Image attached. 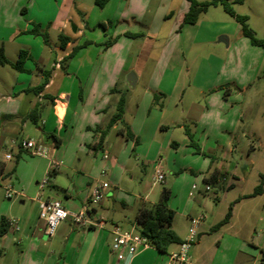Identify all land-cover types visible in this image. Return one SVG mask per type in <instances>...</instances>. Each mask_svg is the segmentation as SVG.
<instances>
[{
  "label": "crops",
  "instance_id": "obj_1",
  "mask_svg": "<svg viewBox=\"0 0 264 264\" xmlns=\"http://www.w3.org/2000/svg\"><path fill=\"white\" fill-rule=\"evenodd\" d=\"M151 4L157 7L147 15ZM187 9V0H108L101 8L94 0H0V46L5 57L15 61L20 49L31 57L25 60L24 71L0 64V185L4 190L7 185L13 189L9 182L15 179L21 186L13 189L12 196L6 197L10 202L0 210V222L4 220L7 228L0 234V264H171L169 255L187 235L191 217L199 219L198 237L189 247L191 264H232L239 255L241 262L255 264L256 252L264 264V179L262 191L250 195L264 168L254 167L252 157L214 167L217 177L205 183L210 188L218 184L222 195L215 198L225 207L207 218V223L206 212L212 206L205 194L211 189L192 183L182 191L181 206L173 207L169 198L175 185L168 182L172 187L166 203L174 212L170 227L180 241L170 243L164 251L150 245L139 246L134 253L111 248L114 227L137 232L138 208L154 204L147 193L121 187L125 172H131L127 169L129 147L133 144L135 159L138 154L150 155L160 143H168L174 153L181 145L185 152H194L185 131L174 137L176 129L186 128L200 150L210 144L208 148L227 145L233 151L246 81L252 80L257 68L264 70V49L246 44L249 39L240 33L235 20L222 15L205 19L201 14L194 23L182 22ZM32 23L54 29L56 40L48 37L45 44L40 35L29 33ZM88 23L92 29L95 24L102 26L99 39L84 36ZM59 33L69 38L63 47ZM106 34L113 37L110 45H96ZM81 38L90 43L65 59ZM248 53L257 56L255 62L247 60ZM130 72L135 78L133 87L128 86ZM43 74L48 76L46 83L33 91ZM224 84L239 89L223 94ZM154 93L159 96L156 105ZM120 95L124 97L121 120L137 142L119 133L120 121L97 141L91 130L105 128ZM27 138L47 148L40 166L30 163L27 157L31 154L20 147V141ZM85 145H92L95 153L102 152L94 169L88 171V162L75 160L77 152L73 151V146L82 149ZM6 153L9 158L4 157ZM161 163L160 157L153 179L159 170L161 182H167ZM103 167L102 181L108 186L99 202L90 206L89 195L97 182L93 178H98ZM42 175L47 177L46 186L29 188ZM133 178L128 173V179ZM38 199H58L69 212L86 211L92 223L77 226L69 216L45 239ZM230 203L228 221L217 227ZM176 213L183 219L180 227L174 220ZM10 218L16 219L17 229L8 222Z\"/></svg>",
  "mask_w": 264,
  "mask_h": 264
},
{
  "label": "rangeland",
  "instance_id": "obj_2",
  "mask_svg": "<svg viewBox=\"0 0 264 264\" xmlns=\"http://www.w3.org/2000/svg\"><path fill=\"white\" fill-rule=\"evenodd\" d=\"M157 0H154L156 3ZM198 1H204V0H198ZM232 1V0H230ZM66 6H69V4H66ZM152 6V7H151ZM149 6L150 12L148 11L145 13L147 15L153 14L155 11V8L157 7L156 4ZM234 11H236L238 14H244L247 15V25L252 30L253 35L256 38L264 39V0H243L241 3H232L231 4ZM62 9V8H61ZM66 9V8H65ZM64 9V11H65ZM207 11L202 12V17L207 18H219L220 15L226 16L227 18H230L232 22H235L234 19L230 17L229 14H227L222 6L220 4L216 5H210L207 9ZM86 14L88 15L89 8L85 10ZM76 12V11H75ZM200 14V15H201ZM91 24V22H89ZM88 23V26H84V36L88 39H91L95 41V36L100 38L103 33V28L100 24H95L96 28L92 29L91 25ZM69 28H70V22ZM32 26V24H31ZM45 27V26H44ZM72 27V26H71ZM48 37L52 40H56L55 38V30L52 28H47ZM240 31V27H239ZM105 40H102L100 42H97L96 45H110V37L111 40H113V37L108 35H105ZM85 38H81L79 41V44H82L85 40ZM247 39V38H246ZM50 40V39H49ZM78 40V39H77ZM248 40V39H247ZM251 44L250 41L249 43ZM258 48V47H257ZM262 50L264 49L261 47ZM247 60L256 61L257 56L254 54L248 53L246 55ZM264 62V60H263ZM8 67H5V69ZM248 68V67H247ZM249 69V68H248ZM7 70V69H6ZM252 80H247L244 93L241 95L243 97V103H242V109L239 110V117L237 118V130L234 132L235 139L232 140L236 144V148L233 151H229L227 148V145L224 148H208L210 144H207L206 148L201 149V153L193 152L192 149H189L188 152H185V148L181 145L180 148L176 151L177 153H174L172 147L168 143H160L161 146L158 147L156 150H152L150 155H142L138 154V158L135 159V151L132 150L133 144L128 149V155L131 157V159L127 162V169L131 172H125L124 174V181L121 183V187L127 188L128 191H131L132 193L142 191L143 193H147V198L156 203L160 197V192L163 188H169L170 184L168 182L172 183L174 182L173 186V196L169 198V201H171V204L177 205L178 207L181 206V195L183 189L190 188L192 183H196L199 188H202L205 182V178L208 176L209 172L214 169V167H223L222 163L228 164L229 162L242 163L245 160H248L249 157L254 159V167L262 169L264 168V70L260 71V68H257L255 70L254 75L251 78ZM249 81V82H248ZM231 89L235 92L238 91V87H232ZM224 94V92H223ZM239 109V108H238ZM100 130H97L96 127H93L91 130V133L93 135H96L97 141L98 137L100 135ZM184 133L183 129H176L174 133V137H181V135ZM51 141V140H50ZM72 141H69L67 143V149L66 151L69 152L70 146ZM89 142V141H88ZM250 145L254 146L253 148H250ZM258 145V146H257ZM92 145H85L82 147V149H78L77 147L73 146V151H76L77 154L75 155V160L77 158H80L82 161L86 160L88 162V166L86 167V171H88L91 168L94 169V164L97 162L96 159H99L101 156V150L95 151L92 149ZM194 149V148H193ZM253 149V150H252ZM204 152V153H202ZM250 155L248 156V154ZM162 158V165H163V171L165 173V177L167 179V182L163 181H157L156 183H153V175L155 170V163ZM42 156L39 155H31V157H27V160L30 163H35L40 166V162L43 161ZM181 158V159H180ZM180 159V160H179ZM179 160V161H178ZM76 165H79V161H75ZM167 164V166L165 165ZM191 167L192 170H189ZM101 168L98 178L94 177V182L97 180H103L102 177L105 175L102 174ZM131 169V170H130ZM128 173L134 174V178L132 180L128 179ZM44 175L41 176L38 180H41ZM32 183V184H31ZM29 184V188L34 186V188L37 189V185L34 183V180ZM10 185H12L13 189L20 190L21 186H17V180L12 179L11 182H9ZM172 185V184H171ZM218 184H214L205 194L206 200L209 202V206L211 205V210L206 212V219H204V222L207 223L209 220L207 218L209 217H215L217 215V211L221 206H224L223 201L218 204L217 199L215 196L219 195L221 197V191L218 189ZM213 189V191H212ZM26 193L28 191L26 188H24ZM174 191H178L180 194L176 195L174 194ZM186 191V190H185ZM130 193V192H129ZM130 193L132 196L134 194ZM184 193V192H183ZM186 193V192H185ZM197 193V192H196ZM198 196L202 198L201 194L198 192ZM130 198V197H129ZM132 199L135 198L134 196L131 197ZM14 199V197H12ZM10 202V200H7L4 195V189L3 186L0 185V210H3L5 208L6 203ZM26 202H28L26 200ZM16 206V205H15ZM196 207L198 206L196 203ZM18 208V206H16ZM225 207V206H224ZM201 208V207H200ZM176 209V208H175ZM226 210V209H225ZM203 213L204 209L201 210ZM224 212V210H222ZM211 214V215H210ZM175 223L178 224V226L183 225V219L181 216L176 213L175 214ZM217 230V228L213 229L209 235H213L214 231ZM208 233H206L207 235ZM220 234V232L218 233ZM230 235V233H227ZM198 237V234L196 233L195 239L192 243L196 242V239ZM216 237V236H215ZM227 236L225 235V238ZM47 238V235H45V239ZM191 243V244H192ZM264 247V246H263ZM253 253V252H252ZM189 258H190V252L188 250ZM256 262L255 264H260L259 258L260 254L259 252H256ZM242 257L239 255V257H235L232 264H246V262H241ZM247 264H250L248 262Z\"/></svg>",
  "mask_w": 264,
  "mask_h": 264
},
{
  "label": "trees",
  "instance_id": "obj_3",
  "mask_svg": "<svg viewBox=\"0 0 264 264\" xmlns=\"http://www.w3.org/2000/svg\"><path fill=\"white\" fill-rule=\"evenodd\" d=\"M108 0H94V4L101 8ZM188 2V9L184 13L182 22L186 23H194L197 21L199 15L206 11V9L210 5H216L220 4L223 8V10L228 13L230 16L234 18V20L240 25V33L247 37L251 44L260 46L264 48V39L256 38L253 35L252 30L247 25L246 21L248 16L244 14H238L236 13L231 4L232 3H241L243 0H204V1H197V0H187ZM29 33L40 35L43 42L45 44L48 43V33H47V27H41L38 23H32L31 28L28 30ZM135 36H138L140 34H132ZM58 40L61 47H63L66 42L69 40V38L62 33L58 34ZM90 43L89 41H85L79 46L73 48V51H71L65 59H68L71 57L74 50L78 47H82ZM31 58L27 50L20 49L17 54V58L13 62H9L7 58L5 57L3 53L2 46H0V64H9L13 69L17 71H24L25 68H23V64L26 59ZM48 79V76L46 74H43V79L40 84L34 86L32 89L33 91L37 92L40 90L43 85L46 83ZM224 89V94H227L231 86L230 84H224L221 86ZM158 94H153V105L157 104L158 101ZM123 104H124V97L123 95L119 96V99L116 103L115 112L111 115L109 121L107 122L106 126L102 131L100 132V136L102 137L105 132L110 128V126L115 121H120V126L118 128L119 133H121L126 139L133 140V143L135 144L137 142V138L134 136L133 132L131 131L128 124L124 123L121 120L122 113H123ZM159 106V105H158ZM185 134L188 136L190 144L194 147V150L196 153H201V150L196 145V143L192 140L191 133L185 128L184 129ZM52 137L53 134H51ZM204 153V152H202ZM1 167V165H0ZM217 169H213L209 172L208 176L205 178V181L207 182H213L215 178L217 177ZM264 179V173L260 174V181L255 186L253 192L250 195L257 194L262 191V183ZM169 196V190L168 188H163L160 192V197L158 201L154 204H144L141 205L138 208V212L136 215V223H137V232L144 236L148 245L153 246L157 250L164 251L166 247L173 242L180 241L175 232L171 229L170 223L172 221L174 212L172 209H170L167 206V198ZM231 208L232 203L228 205L227 211L223 218L216 224V226H220L224 224L226 221H228L230 215H231ZM6 226L4 220H1L0 222V234L4 233L6 231ZM263 256V255H262ZM264 258V256H263Z\"/></svg>",
  "mask_w": 264,
  "mask_h": 264
},
{
  "label": "built area",
  "instance_id": "obj_4",
  "mask_svg": "<svg viewBox=\"0 0 264 264\" xmlns=\"http://www.w3.org/2000/svg\"><path fill=\"white\" fill-rule=\"evenodd\" d=\"M20 147L31 155H47V148L34 139H22L20 141ZM105 156V155H104ZM5 158H9V153L4 154ZM163 179L162 173L158 170L154 176L153 182L161 181ZM47 184V177L42 178L37 182L39 188L45 187ZM108 186L106 181L99 180L92 187L89 195V205H94L101 199L105 188ZM195 185H192L194 188ZM205 190L210 189L208 184L204 186ZM13 189L7 185L4 190V195L10 198L13 194ZM38 214L39 217L44 220V233L47 236H52L57 225L64 219L70 216L72 222L77 226H88L91 224V220L86 211L69 212L61 204L58 199H38ZM8 222L12 225L13 229H17V223L15 218H10ZM199 222L198 218L191 217L190 224L187 230V235L179 243L178 249L172 252L169 257L171 264H191L188 254L189 247L194 241L196 236V227ZM114 236L111 243V248L117 252L127 251L128 253L136 252L139 246L145 247L148 245L144 236L138 232L123 230L119 227H114Z\"/></svg>",
  "mask_w": 264,
  "mask_h": 264
},
{
  "label": "water",
  "instance_id": "obj_5",
  "mask_svg": "<svg viewBox=\"0 0 264 264\" xmlns=\"http://www.w3.org/2000/svg\"><path fill=\"white\" fill-rule=\"evenodd\" d=\"M135 78H134V75H133V73H129L128 74V76H127V81H128V86L129 87H133L134 86V80Z\"/></svg>",
  "mask_w": 264,
  "mask_h": 264
}]
</instances>
